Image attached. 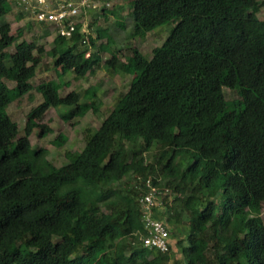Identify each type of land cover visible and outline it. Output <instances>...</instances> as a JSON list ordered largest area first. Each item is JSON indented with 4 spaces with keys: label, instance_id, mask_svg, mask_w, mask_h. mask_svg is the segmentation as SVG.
Returning a JSON list of instances; mask_svg holds the SVG:
<instances>
[{
    "label": "trees",
    "instance_id": "obj_1",
    "mask_svg": "<svg viewBox=\"0 0 264 264\" xmlns=\"http://www.w3.org/2000/svg\"><path fill=\"white\" fill-rule=\"evenodd\" d=\"M263 3L130 0L132 37L175 24L150 57L131 46L127 61L103 28L82 47L77 36L54 37L46 53L62 74L93 73L108 51L106 69L132 76L83 147L55 166L30 134L51 132L42 122L50 108L65 107L66 120L96 111V93L60 95L68 85L60 80L33 85L44 49L10 33L3 17L11 6L0 0V264H179L172 246L184 264H264V19L256 14ZM224 87L236 96L227 99ZM32 89L42 100L18 136L7 107ZM66 140L59 134L54 143ZM138 176L167 189L166 210L154 213L171 227L167 253L141 244ZM123 179L133 184L119 186Z\"/></svg>",
    "mask_w": 264,
    "mask_h": 264
},
{
    "label": "rangeland",
    "instance_id": "obj_2",
    "mask_svg": "<svg viewBox=\"0 0 264 264\" xmlns=\"http://www.w3.org/2000/svg\"><path fill=\"white\" fill-rule=\"evenodd\" d=\"M129 1L130 0H112L110 2L111 8L121 7L119 10H116L117 15L109 13L105 16L100 14L97 15L96 21L91 19L92 29L90 37H96L97 28L108 30V34L115 42L111 48H118V57L122 61H127L129 59V47L131 46L138 48L145 56L150 57L153 48L159 46L163 42L175 24L173 20L168 21L152 29V31L147 32L144 37H132L130 35L131 23L128 15L129 9L127 7ZM256 14L258 18L264 19V3ZM3 19L10 23L11 34L16 35L18 31H21L19 39L34 41L44 49L43 53L40 55L41 58L36 68V75L31 79L33 85H36L41 80H60L68 82V85H63L61 87L59 91L60 95H65L70 90L82 91L85 88H90V91H95L96 93V111L90 109L82 117H71L66 120L62 116V111L65 110V107L50 108L46 111L42 122L51 128V132L45 136H41L37 131H34L29 136L32 147L46 148L48 160L55 166H61L68 161L66 156L67 151H79L83 147L86 135L93 132L110 112L115 102L127 90L132 76L106 69L104 60L110 56L108 51L100 53L102 61L100 66L97 67L93 73L87 74L79 79L75 78L73 73L62 74L59 67H53L52 59L46 53L47 50L52 48L54 40V35L49 33L46 27L32 22V20L14 9H11ZM119 23H122L124 26L122 27ZM106 37L97 39L95 46L97 47L99 44L105 43ZM90 49H93L91 45ZM13 50L14 46L12 45L6 49V52L12 53ZM5 82L8 86L14 84L8 80H5ZM223 91L227 99H232L236 96L229 88L224 87ZM89 99V96H87L83 99V102L89 103ZM41 100V95L35 91V89H32L30 92L8 105L7 111L11 119L17 123L19 129L18 136L23 134L28 111L40 103ZM59 134L67 137V140L62 146H58L54 143V140ZM155 152V147L145 152L146 159L151 160ZM131 184H133V180L129 181V179H123L120 181L119 186L127 187ZM163 195L164 194H160L158 198L161 200ZM161 210H166V207L161 205ZM261 217L264 222V203L261 207ZM186 221L187 216L183 215L179 228L185 227ZM168 227L170 226L168 225ZM172 247V258L174 260H179V264H184L182 256L178 252L176 246Z\"/></svg>",
    "mask_w": 264,
    "mask_h": 264
},
{
    "label": "built area",
    "instance_id": "obj_3",
    "mask_svg": "<svg viewBox=\"0 0 264 264\" xmlns=\"http://www.w3.org/2000/svg\"><path fill=\"white\" fill-rule=\"evenodd\" d=\"M14 10L22 13L32 22L47 27L54 36L65 39L78 37L77 43L88 45L91 35L93 13L111 7L109 0H10ZM159 182V178H157ZM134 184L141 190L138 203L141 207L142 232L140 241L143 247L167 253L170 249L169 227L154 215L161 210L160 190L152 183L150 176L137 177Z\"/></svg>",
    "mask_w": 264,
    "mask_h": 264
},
{
    "label": "clouds",
    "instance_id": "obj_4",
    "mask_svg": "<svg viewBox=\"0 0 264 264\" xmlns=\"http://www.w3.org/2000/svg\"><path fill=\"white\" fill-rule=\"evenodd\" d=\"M9 1V3H10V6H11V9H13V7H12V5H11V2H10V0H8ZM20 13V12H19ZM22 14V13H21ZM23 15V14H22ZM47 28V27H46ZM50 33V32H49ZM54 37H56V36H54ZM90 38V37H89ZM68 40H70V39H68ZM78 44V43H77ZM79 46H85V45H80V44H78Z\"/></svg>",
    "mask_w": 264,
    "mask_h": 264
}]
</instances>
